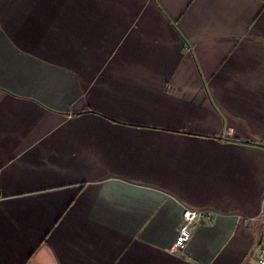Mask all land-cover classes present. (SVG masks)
I'll list each match as a JSON object with an SVG mask.
<instances>
[{"label": "crops", "instance_id": "crops-1", "mask_svg": "<svg viewBox=\"0 0 264 264\" xmlns=\"http://www.w3.org/2000/svg\"><path fill=\"white\" fill-rule=\"evenodd\" d=\"M262 140L264 0H0V264H260Z\"/></svg>", "mask_w": 264, "mask_h": 264}, {"label": "built area", "instance_id": "built-area-1", "mask_svg": "<svg viewBox=\"0 0 264 264\" xmlns=\"http://www.w3.org/2000/svg\"><path fill=\"white\" fill-rule=\"evenodd\" d=\"M264 145V140H262ZM202 219H212L210 212L198 208H186L183 212V221L180 224L175 239L174 248L181 249L192 235L193 229ZM256 258L260 264H264V234H261L256 244Z\"/></svg>", "mask_w": 264, "mask_h": 264}, {"label": "trees", "instance_id": "trees-1", "mask_svg": "<svg viewBox=\"0 0 264 264\" xmlns=\"http://www.w3.org/2000/svg\"><path fill=\"white\" fill-rule=\"evenodd\" d=\"M86 110H81V111H78L77 113H81V112H85ZM87 111H89V110H87Z\"/></svg>", "mask_w": 264, "mask_h": 264}, {"label": "bare ground", "instance_id": "bare-ground-1", "mask_svg": "<svg viewBox=\"0 0 264 264\" xmlns=\"http://www.w3.org/2000/svg\"><path fill=\"white\" fill-rule=\"evenodd\" d=\"M261 144H263L262 141H261Z\"/></svg>", "mask_w": 264, "mask_h": 264}]
</instances>
